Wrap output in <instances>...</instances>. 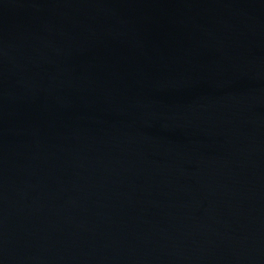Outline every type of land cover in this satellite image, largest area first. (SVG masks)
Instances as JSON below:
<instances>
[{
	"label": "water",
	"instance_id": "obj_1",
	"mask_svg": "<svg viewBox=\"0 0 264 264\" xmlns=\"http://www.w3.org/2000/svg\"><path fill=\"white\" fill-rule=\"evenodd\" d=\"M0 264H264V0H0Z\"/></svg>",
	"mask_w": 264,
	"mask_h": 264
}]
</instances>
